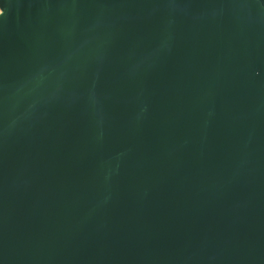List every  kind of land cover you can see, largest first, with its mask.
I'll use <instances>...</instances> for the list:
<instances>
[{"label":"water","instance_id":"1","mask_svg":"<svg viewBox=\"0 0 264 264\" xmlns=\"http://www.w3.org/2000/svg\"><path fill=\"white\" fill-rule=\"evenodd\" d=\"M0 8V264H264V0Z\"/></svg>","mask_w":264,"mask_h":264},{"label":"built area","instance_id":"2","mask_svg":"<svg viewBox=\"0 0 264 264\" xmlns=\"http://www.w3.org/2000/svg\"><path fill=\"white\" fill-rule=\"evenodd\" d=\"M2 13V10H1V8H0V14Z\"/></svg>","mask_w":264,"mask_h":264}]
</instances>
